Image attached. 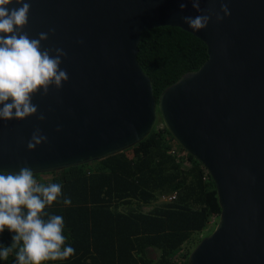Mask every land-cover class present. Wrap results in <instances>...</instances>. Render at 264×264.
<instances>
[{
    "label": "water",
    "instance_id": "water-1",
    "mask_svg": "<svg viewBox=\"0 0 264 264\" xmlns=\"http://www.w3.org/2000/svg\"><path fill=\"white\" fill-rule=\"evenodd\" d=\"M25 2L31 7L22 32L48 33L41 50L67 53L60 68L69 79L32 96L36 114L0 118V172L28 166L41 174L102 159L143 139L159 118L206 169L219 206L214 228L186 263L264 264V0H200L202 10L224 16L226 3L231 14L221 21L213 15L198 31L182 17L207 11L190 0ZM158 26L189 32L204 43L207 57L156 101L136 54L140 33ZM37 128L47 141L29 150Z\"/></svg>",
    "mask_w": 264,
    "mask_h": 264
},
{
    "label": "trees",
    "instance_id": "trees-1",
    "mask_svg": "<svg viewBox=\"0 0 264 264\" xmlns=\"http://www.w3.org/2000/svg\"><path fill=\"white\" fill-rule=\"evenodd\" d=\"M205 45L175 26L141 32L136 60L149 77L152 95L196 70L206 59ZM133 146L89 163L34 174L38 182H62V196L45 211L64 218L66 244L75 255L43 264H187L186 258L219 206L206 169L183 149L168 152L175 141L164 126ZM174 193L169 202L159 197ZM70 198L71 204L63 203ZM145 207L148 209L145 210ZM15 233H0V248ZM15 250L0 264H13Z\"/></svg>",
    "mask_w": 264,
    "mask_h": 264
},
{
    "label": "clouds",
    "instance_id": "clouds-1",
    "mask_svg": "<svg viewBox=\"0 0 264 264\" xmlns=\"http://www.w3.org/2000/svg\"><path fill=\"white\" fill-rule=\"evenodd\" d=\"M190 2L198 12L207 11L194 18L182 17L193 30L204 29L213 15L221 21L231 14L226 3L221 4V16L212 9L202 10L200 0ZM13 4L20 6L8 7ZM179 6L183 10L187 5L180 2ZM30 7L25 0H0V118L4 120L36 114L38 106L32 103V96L38 92L47 95L49 86L59 89L69 79L67 71L60 68L61 57L67 53L61 48L41 50V41L48 39V33L29 38L22 32ZM53 51L55 56L50 55ZM45 118L43 113L38 116L39 120ZM46 141L47 137L37 128L27 147L32 150ZM62 187V182H38L28 166L21 167L19 172H0V233L5 228L15 233L11 245L0 248V259L7 260L14 250L15 264H43L75 255V248L66 244L63 216L45 211L62 196ZM71 202L70 198L63 200L66 205Z\"/></svg>",
    "mask_w": 264,
    "mask_h": 264
},
{
    "label": "built area",
    "instance_id": "built-area-1",
    "mask_svg": "<svg viewBox=\"0 0 264 264\" xmlns=\"http://www.w3.org/2000/svg\"><path fill=\"white\" fill-rule=\"evenodd\" d=\"M162 126H163L162 122L155 124L156 128H161ZM168 145H169L168 152L170 154H173L176 157L183 155V152L177 147L176 142L174 143L173 141H168ZM174 196H175V194L171 193V194L160 196L159 198L163 202H169V201L174 199ZM215 219H216V217L212 216L211 218H209L208 223L214 222Z\"/></svg>",
    "mask_w": 264,
    "mask_h": 264
},
{
    "label": "rangeland",
    "instance_id": "rangeland-1",
    "mask_svg": "<svg viewBox=\"0 0 264 264\" xmlns=\"http://www.w3.org/2000/svg\"><path fill=\"white\" fill-rule=\"evenodd\" d=\"M39 176L45 177L46 175H45V173H41ZM216 222H217V218L214 220V222L206 224L205 230L202 231L201 235L205 234L206 232H208V234H209L212 231V229L214 228Z\"/></svg>",
    "mask_w": 264,
    "mask_h": 264
},
{
    "label": "crops",
    "instance_id": "crops-1",
    "mask_svg": "<svg viewBox=\"0 0 264 264\" xmlns=\"http://www.w3.org/2000/svg\"><path fill=\"white\" fill-rule=\"evenodd\" d=\"M159 201H161V200L159 199ZM146 209H148V207H145V210H146ZM12 263L15 264L14 259H13Z\"/></svg>",
    "mask_w": 264,
    "mask_h": 264
}]
</instances>
